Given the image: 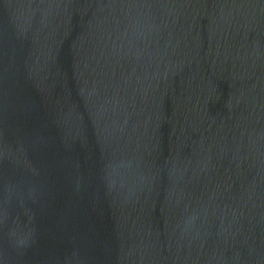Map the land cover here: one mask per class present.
<instances>
[{"label": "water", "instance_id": "obj_1", "mask_svg": "<svg viewBox=\"0 0 264 264\" xmlns=\"http://www.w3.org/2000/svg\"><path fill=\"white\" fill-rule=\"evenodd\" d=\"M0 264H264V0H0Z\"/></svg>", "mask_w": 264, "mask_h": 264}]
</instances>
